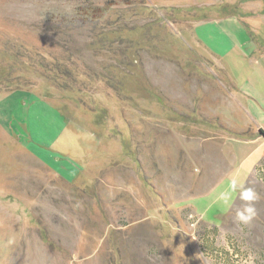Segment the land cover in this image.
I'll return each instance as SVG.
<instances>
[{
  "label": "rangeland",
  "instance_id": "obj_1",
  "mask_svg": "<svg viewBox=\"0 0 264 264\" xmlns=\"http://www.w3.org/2000/svg\"><path fill=\"white\" fill-rule=\"evenodd\" d=\"M238 88L264 102V0H0V264H264Z\"/></svg>",
  "mask_w": 264,
  "mask_h": 264
},
{
  "label": "clouds",
  "instance_id": "obj_2",
  "mask_svg": "<svg viewBox=\"0 0 264 264\" xmlns=\"http://www.w3.org/2000/svg\"><path fill=\"white\" fill-rule=\"evenodd\" d=\"M236 198L244 202L242 207L236 209V220L243 224L250 223L256 215L253 202L258 199V196L252 187L246 186L245 180L240 175L230 179L227 189L219 194L215 203L229 209Z\"/></svg>",
  "mask_w": 264,
  "mask_h": 264
},
{
  "label": "crops",
  "instance_id": "obj_3",
  "mask_svg": "<svg viewBox=\"0 0 264 264\" xmlns=\"http://www.w3.org/2000/svg\"><path fill=\"white\" fill-rule=\"evenodd\" d=\"M217 56L221 57L220 55H217ZM243 84L247 85V83H245V81L243 82ZM249 87L250 88H254V86H251V85H249ZM239 91H240V93L242 95L247 97V102H249V105H250L249 106L250 108H247L250 117H252L254 119V122H255L256 126L264 131V121H262V118L264 117V102H262L260 99H259V102L256 101L257 98H255L252 94H249V93H253L250 89H247V91H243V90L239 89ZM17 92H19V91L15 90V91H12V92H10V93H8L6 95H8V97H10L11 95H15V93H17ZM261 138L264 140L263 136ZM240 141H241L242 144H246V145L256 144V147H255L256 151L259 150L258 149V145L261 142L260 139H259V136H255L254 138H249V139H242ZM263 156H264V150L261 151V155H260L259 158L256 159V162ZM254 164H253V166H255ZM66 167H68V166H66Z\"/></svg>",
  "mask_w": 264,
  "mask_h": 264
},
{
  "label": "trees",
  "instance_id": "obj_4",
  "mask_svg": "<svg viewBox=\"0 0 264 264\" xmlns=\"http://www.w3.org/2000/svg\"><path fill=\"white\" fill-rule=\"evenodd\" d=\"M261 130V132H263L264 133V131L262 130V129H260ZM261 162V164L260 165H258L256 168H255V170L256 171H258L259 172V167H260V169L262 168V166L264 165V157L262 158V160L260 161ZM263 164V165H262ZM209 229V228H208Z\"/></svg>",
  "mask_w": 264,
  "mask_h": 264
},
{
  "label": "water",
  "instance_id": "obj_5",
  "mask_svg": "<svg viewBox=\"0 0 264 264\" xmlns=\"http://www.w3.org/2000/svg\"><path fill=\"white\" fill-rule=\"evenodd\" d=\"M258 135H260V136H263L264 137V133L263 132H261V130L259 131V134Z\"/></svg>",
  "mask_w": 264,
  "mask_h": 264
}]
</instances>
